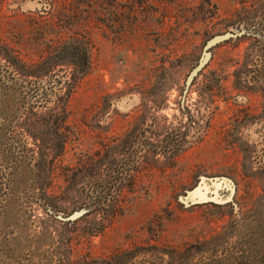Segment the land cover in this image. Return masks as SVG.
<instances>
[{"label": "rangeland", "instance_id": "rangeland-1", "mask_svg": "<svg viewBox=\"0 0 264 264\" xmlns=\"http://www.w3.org/2000/svg\"><path fill=\"white\" fill-rule=\"evenodd\" d=\"M49 3L0 0V64L47 102L0 116V264H264V0Z\"/></svg>", "mask_w": 264, "mask_h": 264}, {"label": "trees", "instance_id": "trees-1", "mask_svg": "<svg viewBox=\"0 0 264 264\" xmlns=\"http://www.w3.org/2000/svg\"><path fill=\"white\" fill-rule=\"evenodd\" d=\"M54 3L55 0H51V3L48 4L49 9L54 8L53 6ZM79 52L83 54L82 59H80L79 56L75 55V53H79ZM74 57L76 58V60H78V62L80 61V65L81 67H83V70L81 71L82 73H85L86 71L85 68H87V60H88L87 53L77 50L76 52H74ZM0 82L3 84V86H0V114H1L0 116L7 117L8 119L11 117L16 119L19 112L22 111L27 106L34 108L38 106L42 107V105L47 104L44 98L41 97V99H39L40 97H36L37 96L36 92L39 89L36 90L34 87V89L30 91L27 88V84L26 82H24L23 79L19 78V76L12 73V69L10 67L2 66L1 64H0ZM39 84L40 82L36 83L34 86H38ZM28 87L31 88V85H29ZM48 87H50V85H48ZM7 128L8 129L6 130H8V135H10L12 133L10 130V125H8ZM10 142H13V140H10ZM27 158L29 160V163H28V169L25 173L28 174L29 177L31 174L33 175L35 165H34V160L31 157H27ZM28 177L24 178V176L21 175L20 181L21 182L23 181L24 184V180L25 179L27 180ZM86 209H87V213H85L84 215L88 214L91 210L90 208H86ZM258 223H259L258 227L260 228V230L264 231V223H262L260 220H258ZM253 229H254L253 226H251V230ZM253 235L254 234L252 233L251 236L255 237L254 239H251L253 242L259 240L261 237L259 236V234H256L254 236ZM259 261L260 260H256L254 263H258Z\"/></svg>", "mask_w": 264, "mask_h": 264}, {"label": "water", "instance_id": "water-1", "mask_svg": "<svg viewBox=\"0 0 264 264\" xmlns=\"http://www.w3.org/2000/svg\"><path fill=\"white\" fill-rule=\"evenodd\" d=\"M246 31L241 32H234V33H224L220 35H216L212 37L210 40H208L204 46L202 55L198 61V64L191 70L189 75L187 76L186 83H185V93L187 92V89L191 85L193 79L198 75V73L205 68V66L208 64L211 58V52L210 50L217 46L218 44L224 42L225 40L229 38H233L238 36L239 34H243ZM216 186H218V183H215ZM204 186V187H202ZM202 186H199L197 189L190 191L185 200L186 203H193V202H207V201H213L211 200V197L207 194V189L205 188V184ZM85 213H87V209H80L78 211L73 212L71 215L63 217L61 215H58L57 218L63 222H72L81 216H83Z\"/></svg>", "mask_w": 264, "mask_h": 264}]
</instances>
